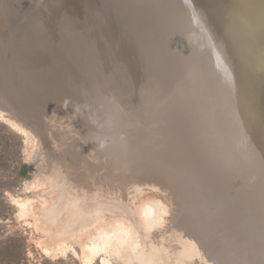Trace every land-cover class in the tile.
I'll return each mask as SVG.
<instances>
[{
	"label": "rangeland",
	"instance_id": "obj_1",
	"mask_svg": "<svg viewBox=\"0 0 264 264\" xmlns=\"http://www.w3.org/2000/svg\"><path fill=\"white\" fill-rule=\"evenodd\" d=\"M89 1L0 0V264H264V103L234 55L212 90L166 16L161 92L143 46L104 20L89 35ZM177 95L194 108L172 117ZM202 139H224L240 175L196 158Z\"/></svg>",
	"mask_w": 264,
	"mask_h": 264
},
{
	"label": "bare ground",
	"instance_id": "obj_2",
	"mask_svg": "<svg viewBox=\"0 0 264 264\" xmlns=\"http://www.w3.org/2000/svg\"><path fill=\"white\" fill-rule=\"evenodd\" d=\"M96 0L95 7L97 13H93L90 18V27H88L91 36L98 30V21H105V26L99 28V32L111 35V39L118 43H131L134 41L143 46L144 68L157 69V79L153 80L159 84L161 92H164L162 83L167 75L162 78L161 69L168 72L167 64H171L169 53L173 50L174 42L164 37L167 27L165 24L168 17L169 23H175L181 28L190 44L189 50L197 54L198 65L202 69L203 80L214 91H223L224 76L232 70V55L235 57V65L237 69H242L243 77L248 88V95L258 108L263 99L258 96V91L264 92V0H259L255 5L253 18L249 20V24L242 28L238 23L233 21L230 8L231 0ZM89 0L85 2V9L88 11ZM165 4L166 10L164 8ZM97 14V16H95ZM171 20L173 22H171ZM246 21V19H245ZM263 23V24H262ZM89 25V24H88ZM164 41V44L162 42ZM225 40L227 44L224 43ZM223 42V44H221ZM135 43V42H134ZM227 50L230 52L228 54ZM239 54V55H238ZM150 57V58H147ZM147 58V59H146ZM159 58L163 59V63H159ZM230 60V67H229ZM143 61V60H142ZM160 64V65H159ZM166 65V66H165ZM178 68V67H177ZM112 76V75H110ZM259 89V90H257ZM123 91V89H122ZM168 93L170 91L166 90ZM177 93H180L178 91ZM172 94V93H170ZM173 96V95H172ZM173 99L174 96H173ZM135 98L134 101L135 102ZM172 102L176 106L173 110L172 117L177 114L179 107L194 108L193 101H189L188 97L180 105ZM171 101L167 103V105ZM171 103V104H172ZM190 103V104H189ZM165 101L161 100L160 107H164ZM168 107H171L168 105ZM166 117V118H165ZM159 117V121L167 125L180 123L182 117L170 120V117ZM11 120V119H10ZM9 120V121H10ZM15 124V123H14ZM172 127V125H170ZM171 129V128H170ZM29 131V130H28ZM169 132V131H168ZM170 133V132H169ZM39 138V137H38ZM193 140V139H192ZM191 140L192 149H198L200 153L196 154V158L205 160L207 164L224 168L227 164H232L234 175H240L241 167L235 169L233 165V154L227 148V143L223 139L221 142L207 141L205 139L196 140L195 144ZM173 141V140H171ZM225 144V145H224ZM264 151V126L261 122L259 143ZM238 151V149H237ZM41 152V151H40ZM39 154V153H38ZM41 154V153H40ZM54 155V154H53ZM38 158V155H36ZM34 158V157H33ZM32 158V159H33ZM211 170L214 167H210ZM264 174V166L261 168ZM214 171V170H213ZM212 173L207 169L206 177ZM199 183V187H203V182ZM207 189L210 186H204ZM214 192V190H212ZM207 194V193H206ZM208 198V194L205 195ZM204 199V196L202 197Z\"/></svg>",
	"mask_w": 264,
	"mask_h": 264
},
{
	"label": "water",
	"instance_id": "obj_3",
	"mask_svg": "<svg viewBox=\"0 0 264 264\" xmlns=\"http://www.w3.org/2000/svg\"><path fill=\"white\" fill-rule=\"evenodd\" d=\"M258 1L259 0H231L230 13L233 21L238 23L242 28H245V26L249 24V20L253 18L255 12L254 8Z\"/></svg>",
	"mask_w": 264,
	"mask_h": 264
},
{
	"label": "trees",
	"instance_id": "obj_4",
	"mask_svg": "<svg viewBox=\"0 0 264 264\" xmlns=\"http://www.w3.org/2000/svg\"><path fill=\"white\" fill-rule=\"evenodd\" d=\"M31 170L32 166L27 165L21 161L17 170V176L20 177V179L24 180L27 178V175L29 172H31Z\"/></svg>",
	"mask_w": 264,
	"mask_h": 264
}]
</instances>
